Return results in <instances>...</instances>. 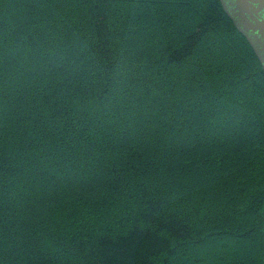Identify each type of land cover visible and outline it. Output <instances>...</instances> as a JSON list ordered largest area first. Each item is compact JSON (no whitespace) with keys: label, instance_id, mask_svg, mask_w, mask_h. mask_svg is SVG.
Here are the masks:
<instances>
[{"label":"trees","instance_id":"1","mask_svg":"<svg viewBox=\"0 0 264 264\" xmlns=\"http://www.w3.org/2000/svg\"><path fill=\"white\" fill-rule=\"evenodd\" d=\"M0 264H264V71L219 0H0Z\"/></svg>","mask_w":264,"mask_h":264},{"label":"water","instance_id":"2","mask_svg":"<svg viewBox=\"0 0 264 264\" xmlns=\"http://www.w3.org/2000/svg\"><path fill=\"white\" fill-rule=\"evenodd\" d=\"M264 71V0H219Z\"/></svg>","mask_w":264,"mask_h":264}]
</instances>
